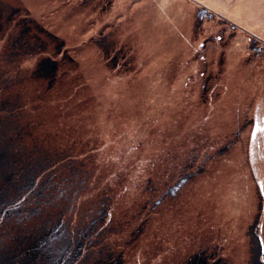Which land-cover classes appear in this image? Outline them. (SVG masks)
<instances>
[{"label": "rangeland", "instance_id": "1", "mask_svg": "<svg viewBox=\"0 0 264 264\" xmlns=\"http://www.w3.org/2000/svg\"><path fill=\"white\" fill-rule=\"evenodd\" d=\"M6 96L0 252L264 264V0H0Z\"/></svg>", "mask_w": 264, "mask_h": 264}, {"label": "flooded vegetation", "instance_id": "2", "mask_svg": "<svg viewBox=\"0 0 264 264\" xmlns=\"http://www.w3.org/2000/svg\"><path fill=\"white\" fill-rule=\"evenodd\" d=\"M33 38H34V40L37 39L36 36L33 37ZM37 46H38V49H36L35 53L39 54L42 51L39 42L37 43ZM57 50H58V48L55 45V52ZM56 53H58V51ZM36 63H37L36 70L35 71L33 70L31 72V74L28 76L29 77V81H38V79H40L43 76V75H41L40 69L42 67V64L44 63V67L46 66V68H47L46 71H48V74H46L45 77L48 78L49 83H48L47 87H49L51 81L53 80V74H54V72L56 70V63L53 60H51V59L50 60L46 59L45 61H43L41 58H38ZM23 83L24 82H22L21 85H23ZM6 87H7V85H6ZM2 101L8 107L7 104L11 103L12 99H9V97L6 96V97H3L2 100L0 99V104L3 103ZM0 199H1V197H0ZM2 200L3 199L0 200V206L1 207L3 206ZM39 238L43 239V236H40ZM43 241H45V240H43ZM31 245H28V247L26 248L27 250L24 249L23 255H21L22 257L19 258V259H17V257L14 256L15 253L13 251H8L7 250L9 248L8 247L6 250L0 252V262L2 261L4 264H15V263L16 264H25V263L30 262V261L33 262V259H34V262L35 261L39 262V263L36 262L35 264H58V263L62 264V263H65L64 262L65 260L63 262H61L62 259L59 256L63 255V253H61L62 248H63V251L64 250H65V252L68 251L67 244H57V246H54V245H51V244H49V245L46 244L47 246L52 248V251L55 254V257H57V258L48 257L47 253H48L49 249L46 248L44 245H43L44 249H42L41 251L39 250L40 246L38 245L37 248H35L36 251H32L31 252L30 251L31 250ZM62 245L64 247H62ZM77 247H79V248L77 249ZM86 247H88L87 244H83L82 246H80V244H76L74 248L72 247L71 248L72 249V255H70V258H68V261H69L68 264H122V259H120L121 257L120 258L118 257L119 253H117L118 256H116V258H111L110 255L105 256V257H100V258H98L99 256L96 258L95 257L96 255L93 256V257H89V258H86V256L79 257L78 255L81 254V252L86 254L85 253L86 251H83L84 248H86ZM56 248H57V250L55 251ZM205 249H207V247ZM37 251L41 252V254L36 253ZM25 252H26L27 255L25 254ZM44 252H47V253H44ZM206 252H207L206 250L205 251L204 250H200L198 252L199 254H190L189 256H187L185 258V260H184V262L182 264H213L215 262V260L214 259H209V258L214 253H211V255L208 257ZM8 254H9V256H8ZM35 254H38L39 256L42 255V257H39V256L37 257V255L35 256ZM11 255H12V257H11ZM34 257H36V258H34ZM51 257H53V256H51ZM49 261L52 262V263H50Z\"/></svg>", "mask_w": 264, "mask_h": 264}, {"label": "trees", "instance_id": "3", "mask_svg": "<svg viewBox=\"0 0 264 264\" xmlns=\"http://www.w3.org/2000/svg\"><path fill=\"white\" fill-rule=\"evenodd\" d=\"M39 80H40V79H39ZM46 87H47V86H46ZM49 88H50V86L47 87L46 90L49 89ZM39 92H40V91H39ZM64 181H65V187L62 189V191H67L68 188H71V185H76L75 182H74L73 180L71 181V179H69V178H67V177L64 178V179H61L59 182H60V183H63ZM67 181H69V182H71V183H69V182H67ZM182 183H183V182H182ZM69 185H70V186H69ZM173 190H174V189H172V193L174 194L175 192H173ZM161 199H163V198H162V197L160 198V200L158 201L157 205H161V204H162L163 201H161ZM154 206H155V205H154ZM152 209H154V207H153ZM152 209H151V210H152ZM143 224H144V222H142V223L140 224V226L138 227L137 235L140 234V233H142V226H143ZM48 232H49V231H48ZM45 235H46V234H44V236H45ZM49 236H50V235H49ZM40 239H41V238H38V240H40ZM0 240H1V239H0ZM45 240H46V238H45ZM0 244H1V242H0Z\"/></svg>", "mask_w": 264, "mask_h": 264}, {"label": "water", "instance_id": "4", "mask_svg": "<svg viewBox=\"0 0 264 264\" xmlns=\"http://www.w3.org/2000/svg\"><path fill=\"white\" fill-rule=\"evenodd\" d=\"M260 208V202H258V205H257V210ZM257 216H258V213H256L255 214V216H254V219H253V221H252V223H251V225L249 226V233H250V236L253 238L252 239V242L254 243V244H256V248H255V255H254V260H258V258H257V256H258V242H257V238H256V236H255V232H254V230H253V227H254V225H255V222H256V220H257Z\"/></svg>", "mask_w": 264, "mask_h": 264}, {"label": "bare ground", "instance_id": "5", "mask_svg": "<svg viewBox=\"0 0 264 264\" xmlns=\"http://www.w3.org/2000/svg\"><path fill=\"white\" fill-rule=\"evenodd\" d=\"M19 164H20V163H19ZM12 172H13V171H12ZM25 176H26V175H25ZM13 177H14V176H13ZM12 180H13V179H12ZM0 189H1V188H0ZM1 196H2V195H1ZM1 199H2V198H1ZM1 199H0V200H1ZM2 201H3V200H2ZM3 204H4V203H3ZM4 206H5V205H4ZM0 207H1V206H0ZM1 208H2V207H1ZM2 214H3V213H2ZM48 216H49V215H48ZM29 219H30V218H29ZM28 229H29V228H28ZM30 232H31V231H30ZM24 234H25V233H24ZM36 245H37V246L39 245L40 248L44 249V247H43L44 244H33V245H32L33 248H36ZM45 246H46V244H45ZM2 248H3V247H2ZM25 248H26V247H25ZM42 249H41V250H42ZM26 250H27V249H26ZM51 250H52V249H50V251H51ZM50 251H49V252H50ZM38 253H39V252H38ZM40 253H41V252H40ZM40 253H39V254H40ZM48 254H49V253H48ZM51 254H52V253H51ZM26 255H27V254H26ZM37 255H38V254H37ZM8 256H9V254H8ZM20 256H21V255H20ZM40 256H41V255H40ZM48 256H49V255H48ZM11 257H12V255H11ZM41 257H42V256H41ZM19 258H20V257H19ZM19 258H17V259H19ZM61 259H62V257H61ZM45 260H46V259H45ZM48 260H49V259H48ZM52 260H53V259H52ZM10 261H11V260H10ZM50 261H51V260H50ZM50 261H49V262H50ZM35 262H38V261H35ZM41 262H42V261H41ZM64 262H65V261H64ZM38 263H39V262H38ZM50 263H52V262H50ZM0 264H4V263L1 261ZM15 264H16V263H15Z\"/></svg>", "mask_w": 264, "mask_h": 264}]
</instances>
